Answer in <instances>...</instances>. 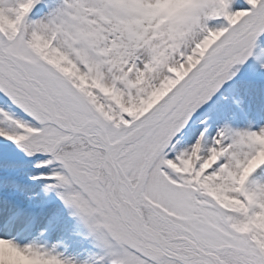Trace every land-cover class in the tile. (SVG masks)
<instances>
[{"label":"snow or ice","instance_id":"1","mask_svg":"<svg viewBox=\"0 0 264 264\" xmlns=\"http://www.w3.org/2000/svg\"><path fill=\"white\" fill-rule=\"evenodd\" d=\"M0 264H264V0H0Z\"/></svg>","mask_w":264,"mask_h":264}]
</instances>
